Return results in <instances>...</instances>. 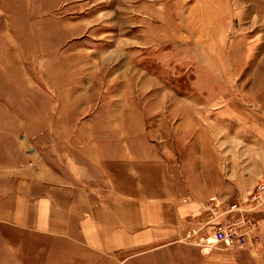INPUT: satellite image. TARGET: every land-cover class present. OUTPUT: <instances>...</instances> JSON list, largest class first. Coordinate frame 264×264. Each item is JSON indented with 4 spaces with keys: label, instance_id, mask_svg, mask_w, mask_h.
Returning a JSON list of instances; mask_svg holds the SVG:
<instances>
[{
    "label": "rangeland",
    "instance_id": "obj_1",
    "mask_svg": "<svg viewBox=\"0 0 264 264\" xmlns=\"http://www.w3.org/2000/svg\"><path fill=\"white\" fill-rule=\"evenodd\" d=\"M130 116L145 119L156 160L92 161L91 147L142 139L120 131ZM2 125L23 129H0L4 172L25 154L97 189L178 197L202 189L206 144L225 174L264 183V0H0ZM218 198L206 197L202 216L234 203ZM255 231L248 245L262 243ZM40 241L16 234L14 264H91Z\"/></svg>",
    "mask_w": 264,
    "mask_h": 264
},
{
    "label": "crops",
    "instance_id": "obj_2",
    "mask_svg": "<svg viewBox=\"0 0 264 264\" xmlns=\"http://www.w3.org/2000/svg\"><path fill=\"white\" fill-rule=\"evenodd\" d=\"M131 120L128 117L120 131L142 139L121 150L106 148L102 154L99 147H91L92 161L95 156L109 163L156 160L158 153L146 140L145 119ZM0 129L3 135L23 132L4 125ZM0 139L7 147V137ZM205 147L198 169L202 189L190 186L188 194L178 197L166 193L149 197L142 192L127 196L114 188L97 189L84 184L90 176L73 168L66 177L56 164L27 165L28 157L18 154L11 169L0 171V256H4L0 264H14L17 259L16 234L37 236L46 247L60 249L62 255H80L91 264H264V238L261 244L232 251L188 243L187 231L206 224L201 204L207 196L235 203L259 181L254 171H246L244 180L234 170L225 174L227 164L208 161Z\"/></svg>",
    "mask_w": 264,
    "mask_h": 264
},
{
    "label": "built area",
    "instance_id": "obj_3",
    "mask_svg": "<svg viewBox=\"0 0 264 264\" xmlns=\"http://www.w3.org/2000/svg\"><path fill=\"white\" fill-rule=\"evenodd\" d=\"M246 198L250 204L245 209L244 198L233 203L225 211L218 212L209 208L210 215L205 221L206 226L190 229L188 243L201 248L221 243L229 250L247 247L250 243V234L256 232V229L264 230V183H257L252 187ZM256 199L260 202L254 205ZM262 231L260 232L263 233ZM191 237L199 242L191 243Z\"/></svg>",
    "mask_w": 264,
    "mask_h": 264
}]
</instances>
